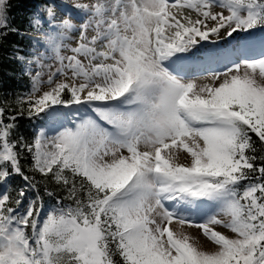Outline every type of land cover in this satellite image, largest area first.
I'll return each instance as SVG.
<instances>
[{
    "label": "snow or ice",
    "instance_id": "1",
    "mask_svg": "<svg viewBox=\"0 0 264 264\" xmlns=\"http://www.w3.org/2000/svg\"><path fill=\"white\" fill-rule=\"evenodd\" d=\"M176 7L195 11L197 19L181 22L170 11ZM6 8L7 0H0V29L8 27ZM43 10L49 31L42 43L59 66L39 96L40 73L33 77L32 91L21 101L28 116L55 117L56 106L108 101L114 103L93 111L113 130L87 117L51 137L41 129L29 144L10 139L15 117L5 124L0 109V184L18 175L36 189L20 165L25 149L32 170L67 188L75 205L41 219L38 193L23 212L24 189L15 208L0 193V264H264V163L256 164L264 162L256 154L257 145L264 147V39L258 57L233 60L212 74L210 84L186 81L179 63L186 58L180 54L213 36L227 42L264 32V0L76 4L59 28L54 7ZM81 12L90 15L79 25L72 54L64 56V33L76 28L72 20ZM32 23L39 30L41 18ZM58 75L66 79L55 80ZM180 151L189 164L178 162ZM206 204L218 210L201 222L184 214ZM174 221L202 230L214 250L174 230Z\"/></svg>",
    "mask_w": 264,
    "mask_h": 264
},
{
    "label": "trees",
    "instance_id": "2",
    "mask_svg": "<svg viewBox=\"0 0 264 264\" xmlns=\"http://www.w3.org/2000/svg\"><path fill=\"white\" fill-rule=\"evenodd\" d=\"M52 0H7L6 15L8 27L0 29L6 35H0V109H3V121L5 124L12 123L10 117H15V127L12 130L10 139L19 141L20 137L24 142L31 144L35 134L41 127L47 124V118L43 114L36 117H29L27 114V104L21 103L26 100L32 91L33 77L27 72V65L34 60V50L38 42V36L47 33L49 28L44 21V16L39 8L45 5H52ZM41 18L39 30L33 26V19ZM16 29V31H12ZM40 40V39H39ZM23 58V59H21ZM23 110V114L21 111ZM253 135V140L257 138ZM20 165L26 175L33 177L36 182V189L28 186V182L16 175L6 184H0V191L8 194L12 207H17L15 201L19 199V192L24 189L26 196L19 205L20 212L28 206V201L36 199L37 193L42 203L41 212L52 207L75 206L73 201L67 199V188L54 182L49 175L42 176L32 170V154L25 149H21ZM264 155V147L257 145V153ZM262 161L257 160V166ZM255 175H259L256 173ZM255 180V176H253ZM249 181H245L247 184ZM52 192L49 196L47 193ZM30 231V230H29Z\"/></svg>",
    "mask_w": 264,
    "mask_h": 264
},
{
    "label": "rangeland",
    "instance_id": "3",
    "mask_svg": "<svg viewBox=\"0 0 264 264\" xmlns=\"http://www.w3.org/2000/svg\"><path fill=\"white\" fill-rule=\"evenodd\" d=\"M52 2H53L52 6L54 7V11H55V17L53 19V23L56 25L57 28H59L60 21L63 18H68L72 15V9L74 8V5L85 4L91 6L97 2L111 3L112 0H52ZM39 9L41 14L46 18L45 21H47L49 18L47 16L46 11H44L43 8H39ZM170 11L173 14H175L178 19H181L182 17H188L193 21L197 19V13L188 8L176 7V8H171ZM212 11L214 13L224 12V14L227 15L226 10L221 9L219 7H214ZM89 15L90 13L81 12L79 18L72 20V23L76 25V28L70 31H66L64 33L63 44L65 46L61 48L62 55L67 56L72 54L70 49L71 47H75L77 44L78 35H79V25L82 21L87 20ZM181 22L186 23V21L183 19H181ZM207 23L209 27H211L214 22L207 21ZM257 32H255L257 33V39H258L257 44L252 45L254 48L251 50V52H250V48L247 49V52H250V54L254 56L256 55L255 57L259 56V52L261 51V40L264 39V32H260V31ZM168 34L171 35V32H169ZM88 35L89 37L91 35H94V32L92 31L91 28L88 30ZM235 38L236 39L234 38L227 39V41L230 42V47L228 48L229 52L230 50H234V48L236 47L239 51V48H246L247 46H250L249 41L247 40L248 36H245L243 33H241L240 36H237ZM224 42H225L224 39H217L215 36H213L208 41H202L200 45L196 46V49L203 48V50L205 49L206 52L211 54L212 56L215 57L217 55L219 57L220 55L225 54L224 51L226 50V47L223 45ZM196 49H194L193 51H195ZM193 51L191 53H193ZM220 52H222V54ZM190 54H186V55L190 56ZM58 66H59V62L55 58L54 51L47 44L42 43V36H40V40H38V42L36 43V47L34 50V60L31 61L26 68L27 72L32 77H34L36 73H40V79L42 81L40 85L41 91L37 93V96L41 95L43 91L49 90V85L47 84L48 75L51 74V72H53L55 68ZM229 66H231V64ZM223 71H226V67H224L220 71L211 70L209 72H205V74L188 75L185 76L186 78L184 79L186 81L187 80L195 81L197 85L202 86L205 84L212 83L211 77H209V75H212L214 72H223ZM241 72H243V69H241ZM54 79L60 81V80H65L66 78L64 76L58 75ZM216 83L218 84L219 81H217ZM110 103H114V102L94 101L91 102V106H89L88 104L72 105L70 107L56 106L57 107L56 116L47 118V124L44 127H41L39 131L41 129H44L46 135L48 137H51L55 135L57 131L62 130L64 127H74L75 123H78L80 119L87 117L96 119L98 123H100L104 127H107L109 131H112L113 130L112 127L110 125H107L105 122L100 121L96 113L93 111L94 107L96 106H104ZM141 147H142L141 150H145L143 146ZM124 154L125 155L127 154L126 150H124ZM178 162L187 165L190 163V157H188L187 154L184 153L183 151H180L178 153ZM164 203L165 206L168 207L169 209L175 207V203L173 201H164ZM54 209H59V208L52 207L51 209L43 211L41 213V219H43L47 213L53 211ZM217 210L218 209L216 207L206 204L200 210L192 209L185 211L184 214L197 222H201L205 217V215H210L216 212ZM220 218L226 219L225 217L222 216ZM171 227L177 232H185L189 234L194 238V242L198 243L204 249L209 251L214 250L215 246L210 241H208L206 237L203 236L202 230L196 227H188L187 225L180 226L175 221L173 222ZM213 227L215 228V230L225 233L229 236L233 235L231 232H229L227 229L223 227L220 226H213Z\"/></svg>",
    "mask_w": 264,
    "mask_h": 264
},
{
    "label": "bare ground",
    "instance_id": "4",
    "mask_svg": "<svg viewBox=\"0 0 264 264\" xmlns=\"http://www.w3.org/2000/svg\"><path fill=\"white\" fill-rule=\"evenodd\" d=\"M175 2V0H169V3L170 4H173ZM171 9V8H170ZM258 33V32H257ZM257 33H254L252 36H248V41H254L252 43V45H255L257 44L258 42V39H257ZM236 39V38H234ZM226 48H229L230 47V42H224L223 44ZM208 47V46H207ZM193 54L196 55V56H204L205 54H207L203 49H196L195 51H193ZM235 54V53H234ZM236 55V54H235ZM238 56V55H237ZM229 63V62H228ZM181 65H183V72L184 73H188L187 75H183V76H188V75H197L198 73H201V71L199 72H195V73H192L194 71V67L190 68V66H185L184 63L180 62ZM217 68H210L208 70H204L202 71L203 73L205 72H209L211 70H216ZM212 75H209V77H211ZM108 102V101H107ZM142 148V147H141Z\"/></svg>",
    "mask_w": 264,
    "mask_h": 264
}]
</instances>
